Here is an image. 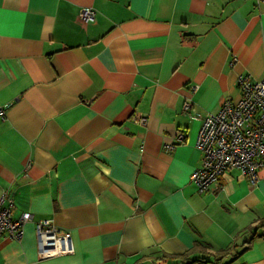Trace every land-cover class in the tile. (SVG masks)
<instances>
[{"label": "crops", "instance_id": "obj_1", "mask_svg": "<svg viewBox=\"0 0 264 264\" xmlns=\"http://www.w3.org/2000/svg\"><path fill=\"white\" fill-rule=\"evenodd\" d=\"M262 74L255 0H0V193L31 214L0 264H264V177L190 180L201 116ZM42 219L71 252L39 255Z\"/></svg>", "mask_w": 264, "mask_h": 264}, {"label": "built area", "instance_id": "obj_2", "mask_svg": "<svg viewBox=\"0 0 264 264\" xmlns=\"http://www.w3.org/2000/svg\"><path fill=\"white\" fill-rule=\"evenodd\" d=\"M259 7L264 0H255ZM94 10L83 7L79 17L83 22L93 20ZM239 97L236 100L225 98L218 110L206 111L201 116V124L195 145L202 152L201 164L193 169L190 180L200 193L205 192L228 170L238 169L255 183L264 175V74L259 78L239 76L237 81ZM195 87H192L194 90ZM190 101H185L183 109L188 110ZM0 115L4 110L0 107ZM134 121L144 124L145 118L139 112ZM184 134L179 132L177 142L181 143ZM175 147L174 144L167 145ZM13 201L6 191L0 193V236L10 238L23 236L26 222L31 214L24 212L12 216ZM37 248L41 257L65 254L72 251L70 235L55 226L49 219L38 220L35 224ZM165 258L151 259L147 264H164Z\"/></svg>", "mask_w": 264, "mask_h": 264}, {"label": "bare ground", "instance_id": "obj_3", "mask_svg": "<svg viewBox=\"0 0 264 264\" xmlns=\"http://www.w3.org/2000/svg\"><path fill=\"white\" fill-rule=\"evenodd\" d=\"M249 76V75H248ZM191 106V105H190ZM196 141V140H195Z\"/></svg>", "mask_w": 264, "mask_h": 264}]
</instances>
